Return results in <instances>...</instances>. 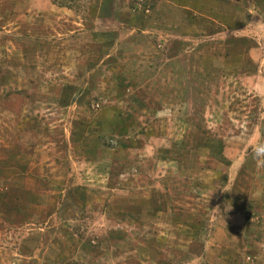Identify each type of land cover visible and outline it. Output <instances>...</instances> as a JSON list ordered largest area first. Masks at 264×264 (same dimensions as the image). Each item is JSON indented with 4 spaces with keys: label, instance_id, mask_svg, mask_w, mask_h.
Masks as SVG:
<instances>
[{
    "label": "rangeland",
    "instance_id": "rangeland-1",
    "mask_svg": "<svg viewBox=\"0 0 264 264\" xmlns=\"http://www.w3.org/2000/svg\"><path fill=\"white\" fill-rule=\"evenodd\" d=\"M260 141L264 0H0V264H264Z\"/></svg>",
    "mask_w": 264,
    "mask_h": 264
},
{
    "label": "clouds",
    "instance_id": "clouds-1",
    "mask_svg": "<svg viewBox=\"0 0 264 264\" xmlns=\"http://www.w3.org/2000/svg\"><path fill=\"white\" fill-rule=\"evenodd\" d=\"M250 25L253 27L255 26V24H250ZM252 155L254 160L257 162V164L264 166V141L257 142L252 146ZM229 211H231V204L229 202H226L223 208V215H226ZM219 212L221 213L220 209Z\"/></svg>",
    "mask_w": 264,
    "mask_h": 264
},
{
    "label": "trees",
    "instance_id": "trees-1",
    "mask_svg": "<svg viewBox=\"0 0 264 264\" xmlns=\"http://www.w3.org/2000/svg\"><path fill=\"white\" fill-rule=\"evenodd\" d=\"M57 4H60L61 6H66L65 4L63 3H59L58 1H56Z\"/></svg>",
    "mask_w": 264,
    "mask_h": 264
}]
</instances>
